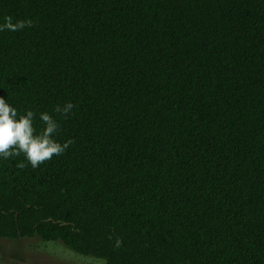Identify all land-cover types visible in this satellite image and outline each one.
Masks as SVG:
<instances>
[{"label":"trees","instance_id":"obj_1","mask_svg":"<svg viewBox=\"0 0 264 264\" xmlns=\"http://www.w3.org/2000/svg\"><path fill=\"white\" fill-rule=\"evenodd\" d=\"M8 16L34 26L0 31V97L74 143L35 169L0 157V240L264 264V0H0Z\"/></svg>","mask_w":264,"mask_h":264},{"label":"clouds","instance_id":"obj_2","mask_svg":"<svg viewBox=\"0 0 264 264\" xmlns=\"http://www.w3.org/2000/svg\"><path fill=\"white\" fill-rule=\"evenodd\" d=\"M32 20L12 22V17H5V23L0 25V31H20L25 27H33ZM74 104L67 103L62 108L57 106L55 111L67 117ZM17 110L0 97V157L8 159L10 157L24 154L27 161L35 169L40 164L49 161L53 156H60L66 149L74 143L72 140L61 144L54 139L59 129L58 122L48 113H41L40 119L45 124V128L40 134H35L33 127L34 113L28 111L26 115H21L17 119ZM18 167H25L20 163Z\"/></svg>","mask_w":264,"mask_h":264},{"label":"rangeland","instance_id":"obj_3","mask_svg":"<svg viewBox=\"0 0 264 264\" xmlns=\"http://www.w3.org/2000/svg\"><path fill=\"white\" fill-rule=\"evenodd\" d=\"M0 264H105V262L79 255L60 242L20 239L0 240Z\"/></svg>","mask_w":264,"mask_h":264},{"label":"water","instance_id":"obj_4","mask_svg":"<svg viewBox=\"0 0 264 264\" xmlns=\"http://www.w3.org/2000/svg\"><path fill=\"white\" fill-rule=\"evenodd\" d=\"M55 223L60 224V225H66V223H61L60 221H57Z\"/></svg>","mask_w":264,"mask_h":264}]
</instances>
